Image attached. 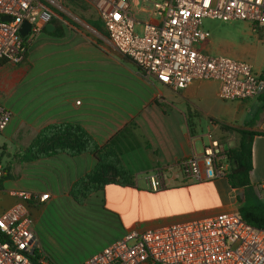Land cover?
Here are the masks:
<instances>
[{"label": "crops", "instance_id": "1", "mask_svg": "<svg viewBox=\"0 0 264 264\" xmlns=\"http://www.w3.org/2000/svg\"><path fill=\"white\" fill-rule=\"evenodd\" d=\"M60 11L65 13L52 6L51 19L60 24L62 35L50 34L47 23L33 38L26 34L23 61L0 60V101L12 113L9 124L0 131L5 166L0 179V212L23 207L40 242L41 259L46 254L42 242L49 221H61L62 212H81L92 199L98 203L95 217L78 214L75 229L66 233L90 240L93 246L86 257L69 264H78L132 229L238 212L245 194H253L264 205V93L244 100H222L219 82L205 79L173 90L146 77L117 52L102 22L103 28L96 20L89 27H76L62 20ZM47 29L49 33H45ZM208 43L201 46L205 53ZM247 62L257 74L264 73V57L260 62ZM60 124L79 125L99 146L109 144L131 174L133 185L111 181L83 203L76 202L71 187L94 169L97 158L89 151L48 154L76 145V136L65 128L48 130L36 140L47 126ZM240 131L256 132L251 136L249 189L231 187L227 177L207 178L202 173L199 180L183 175V159L194 152L202 156L204 145L212 139L228 150L236 149L242 139ZM233 135L238 136L235 142ZM157 171L164 184L151 191L147 177ZM113 175L110 179L118 178ZM121 190L132 203L137 201V207L142 197L155 210L145 219V226L136 227L137 216L124 226L115 217L117 211L106 206L105 197ZM19 191L30 192L34 198L25 200L17 195ZM45 193L47 198L38 200ZM5 197L10 199L4 204Z\"/></svg>", "mask_w": 264, "mask_h": 264}, {"label": "built area", "instance_id": "2", "mask_svg": "<svg viewBox=\"0 0 264 264\" xmlns=\"http://www.w3.org/2000/svg\"><path fill=\"white\" fill-rule=\"evenodd\" d=\"M97 12L117 52L146 76L173 90L193 80H216L222 100H244L264 93V78L244 60L202 51L210 37L203 20L245 21L264 35V0H83ZM60 0H0V60L17 64L27 46L20 29L28 23L33 38L51 20ZM4 16L11 19H4ZM141 27V33L135 27ZM28 42V40H27ZM12 117L0 101V131ZM228 149L210 140L203 154L181 162L186 178L226 177ZM5 166L0 160V179ZM151 191L163 184L160 171L147 177ZM17 195L34 198L27 191ZM47 194L37 196L44 201ZM40 242L21 205L0 212V264H46ZM78 264H264V229L243 220L238 212L132 229Z\"/></svg>", "mask_w": 264, "mask_h": 264}, {"label": "rangeland", "instance_id": "3", "mask_svg": "<svg viewBox=\"0 0 264 264\" xmlns=\"http://www.w3.org/2000/svg\"><path fill=\"white\" fill-rule=\"evenodd\" d=\"M60 3L63 4L62 9L65 11V13L59 12L62 20L76 27H89V24L96 20V24L99 23L103 28L91 4L83 0H61ZM203 27L210 32V37L207 40L209 49L206 53L225 55L250 62H260L263 59L264 40L260 28L253 27L252 24L245 21H222L209 18L203 20ZM141 30L140 26L135 27L137 33H141ZM45 33H49V29L45 30ZM204 131L206 132V130ZM217 133L215 132L213 135L216 136ZM204 138L207 140V137ZM233 138L232 141L235 142L238 136L233 135ZM9 199V197H5L4 204ZM105 199L106 206L117 211L118 216L116 213L115 217L121 218L118 221L124 222V226L130 217L137 216L140 222H137L136 227H143L147 223L145 219L155 213V210L148 208L142 197L137 207V201L133 200L132 203L131 197L124 190L115 194L110 193ZM97 205L96 200L92 199L89 206L81 211L82 213L70 210L61 213V221L56 219L49 221L50 225L45 230L44 240L42 238L46 264H69L74 259L86 257L93 246L92 241L83 237L77 239L73 236L70 237L66 232L69 228L75 229L78 224V214L94 218Z\"/></svg>", "mask_w": 264, "mask_h": 264}, {"label": "trees", "instance_id": "4", "mask_svg": "<svg viewBox=\"0 0 264 264\" xmlns=\"http://www.w3.org/2000/svg\"><path fill=\"white\" fill-rule=\"evenodd\" d=\"M48 24L51 26L50 34L62 35L60 24L51 19ZM25 45L27 46V36H23ZM264 78V73L260 74ZM67 129L76 136V145L70 149L58 150L52 152L66 151L70 154H78L84 151L92 152L97 158V164L94 169L80 179H78L71 187L70 195L78 203H83L84 200L93 192L102 190L105 184L114 182L121 186L133 185L131 174L121 164L117 154L109 144L99 146L91 135L81 126L75 124H60L50 125L43 129L37 136L36 140L44 136L47 131L53 129ZM242 134L241 142L236 149H229L227 157L230 163L228 173L226 175L228 183L231 187L250 188L249 172L252 169L251 163V136L256 132L240 131ZM4 155L3 150H0V160ZM117 175V179H110ZM239 216L247 223L264 229V205L258 202L253 194H245L243 205L238 210Z\"/></svg>", "mask_w": 264, "mask_h": 264}, {"label": "water", "instance_id": "5", "mask_svg": "<svg viewBox=\"0 0 264 264\" xmlns=\"http://www.w3.org/2000/svg\"><path fill=\"white\" fill-rule=\"evenodd\" d=\"M4 19H11L10 17L4 16ZM30 29V25L28 23H23L22 27L20 29V33L22 36H25L28 32V30Z\"/></svg>", "mask_w": 264, "mask_h": 264}]
</instances>
